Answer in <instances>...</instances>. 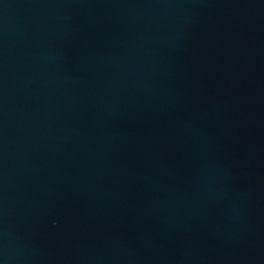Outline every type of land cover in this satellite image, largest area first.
<instances>
[{"label":"water","instance_id":"obj_1","mask_svg":"<svg viewBox=\"0 0 264 264\" xmlns=\"http://www.w3.org/2000/svg\"><path fill=\"white\" fill-rule=\"evenodd\" d=\"M0 264H264V0H0Z\"/></svg>","mask_w":264,"mask_h":264}]
</instances>
